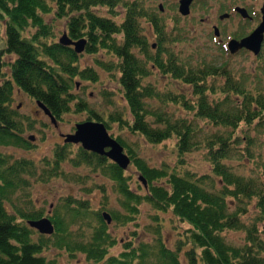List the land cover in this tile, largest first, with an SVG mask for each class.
<instances>
[{"label":"trees","instance_id":"obj_1","mask_svg":"<svg viewBox=\"0 0 264 264\" xmlns=\"http://www.w3.org/2000/svg\"><path fill=\"white\" fill-rule=\"evenodd\" d=\"M118 8L124 12L121 22L113 18L119 14ZM100 10L113 17L100 14ZM0 20L6 34V47L0 49V148H35V140L27 132L38 121L14 106L19 90L37 105L46 106L58 126L71 111L88 112L87 120L104 123L108 131L118 125L155 145L176 139L178 152L174 168L155 166L122 137H116L131 158L134 172L129 173L82 145L75 150V143L58 144L50 157L40 161L14 158L0 149V264H59L46 255L50 249L65 251L72 259L84 254L94 264H264V179L240 176L227 163L244 155L250 161L255 157L259 143L246 136L247 146L242 148V136L236 131L241 123L247 127L264 121L263 89L247 84L245 77L236 79L228 64L196 66L168 51L181 30L168 32L166 20L159 12L148 10L147 0H0ZM143 21L150 23L152 35L144 31ZM57 22L65 23L62 36L67 33L74 42L86 41L85 53L110 58L107 62L97 59L95 64L111 77L114 71L120 73L114 79L126 103L123 109L103 91L106 105L117 106L113 110L106 107L99 114L75 93L77 80L97 84L100 75L93 67L82 68V53L60 42ZM239 53L242 51L230 57ZM263 54L264 50L255 57ZM154 70L191 87L197 100L170 86L161 91L146 83ZM220 78L225 82L215 86V79ZM257 81L263 88L262 74ZM170 106L175 109L170 111ZM177 108L193 119L178 118ZM199 121L209 122L219 131L204 132ZM263 129L260 123L257 134ZM201 149L212 164V173L197 176L182 172L183 158ZM66 166L87 168L108 180L118 195V207L103 201L97 208L89 198L69 196L52 215L36 208L31 199L34 182L62 178L81 185L89 181V174L67 173ZM105 184L97 188L104 197ZM85 191L90 192L88 188ZM253 202L258 215L246 224L243 219ZM143 206L154 211L150 215L153 237L137 235L136 230L135 240L125 243L119 255L112 254L119 243L112 225L141 226L138 219ZM105 213L111 215V223ZM161 213H170L173 225H188L176 239L175 248L164 239ZM44 217L54 225L51 235L30 226V221ZM228 232H243L244 242L232 243Z\"/></svg>","mask_w":264,"mask_h":264},{"label":"rangeland","instance_id":"obj_2","mask_svg":"<svg viewBox=\"0 0 264 264\" xmlns=\"http://www.w3.org/2000/svg\"><path fill=\"white\" fill-rule=\"evenodd\" d=\"M180 1L181 0H147L148 10L159 12L160 16L166 20L168 26V32L175 34L176 28H180L181 35L177 38L176 43L174 41L170 43L168 51H171L179 58L185 59L187 62H192L193 65L199 66L202 64L222 66L228 64L229 70H231L236 79L243 78L246 83L254 87L255 89H263L260 83L257 81L260 79V75L264 76V54L262 57L256 58L250 51L242 50V53L231 55L223 50V46H226L233 38L238 39L240 35H248L252 32L261 21V8L264 5V0H196L191 6V13L188 16H183L180 13ZM245 7L253 16V20L243 19L237 11H234L235 7ZM160 11H159V10ZM119 12L117 17H113L106 10H100L99 13L105 16L113 17L117 22L123 20L124 12L123 8H118ZM230 14V16L221 19L222 16ZM49 20V19H48ZM144 31L152 35V31L148 21L142 22ZM58 29L56 30L58 39L62 37L65 31V23L57 22ZM217 26L220 29V36L218 38L214 35V27ZM4 23L0 20V49L6 47V34L4 29ZM62 32V33H61ZM155 41V37L151 38V42ZM109 61L110 58L107 55L100 53L99 55L92 56L85 53L81 55L80 65L82 68L93 67L100 75V82L97 84L77 80V88L75 93L86 101L90 109L102 114L106 111V107L110 110L114 109V106L106 105V100L102 97V92L110 93L109 98L116 103H119L121 109L124 108L125 102L122 99L121 87L114 76L119 75L118 71L113 72V77L109 73L102 70L101 67L95 64L96 60ZM9 60V58H7ZM247 77L249 80L247 81ZM119 78V77H118ZM146 83L155 85L159 90L164 91L170 86L177 93L186 94V96L196 101L197 97L194 96L191 87H187L178 81L171 80L168 77L162 76L158 70H154L152 75L148 79H145ZM214 80L211 79L213 85ZM225 80L215 79V86L220 87ZM210 99L213 96L209 95ZM153 104H155L153 102ZM14 106L17 107L21 114L26 116H32L38 121V125L32 131H28L27 135H35V148L31 151H26L17 148H0L3 152L12 155L14 158H30L35 161H40L46 157H50L53 150L58 144H63L65 139L63 135L73 134L76 130V124L86 122L89 118L88 112L75 113L71 111L68 114L63 115L62 121L59 126L56 127L52 124L51 120L44 114L42 109L24 92L16 90ZM175 106H170L169 110L172 111ZM177 117H188L193 119L192 115L184 111L182 108H177ZM264 121H256L252 126H245L244 123L240 124V128L236 131L240 139L242 148L247 146V137L255 139L259 146L255 150V157L250 161L248 157L240 156L227 162L232 166L233 171L246 178H260L264 179V129L256 132V127ZM200 127L204 132H217L219 129L209 122L199 121ZM109 133L114 137H122L127 144L140 156L146 159L151 165L155 166H168L174 168L177 164V151L175 150L176 139L166 140L162 144L155 145L147 142L139 134H133L128 130H121L118 125H113V130H109ZM133 134V135H132ZM81 145H74L73 148L78 150ZM242 150L238 149V152ZM126 154L128 152L124 150ZM204 150H196L190 154H187L183 160L182 172L190 171L197 176H203L211 174L213 167L209 159L205 155ZM129 156V155H128ZM179 162V160H178ZM87 168L75 169L70 166L65 167V171L72 173L89 174L90 179L85 184H78L71 180L62 178H53L49 182H34L31 191V199L35 204V207L44 211L47 215L54 214L55 208L64 202L69 196H73L76 199H91L95 207L99 208L102 202H109V207H118V195L113 189V184L103 178L100 174H95L87 171ZM129 173L134 172L132 163L129 167ZM106 183L104 188L106 190V196L98 188V185ZM88 188L90 192L85 191ZM153 210L148 206L142 207V213L138 220H141V226L136 227V224H130L128 226H122L114 224L112 225V232L118 239V245L112 250V254L119 255L124 250V244L130 240H135L133 233L137 235H145L146 238L151 239L150 226L154 223L150 219V215L153 214ZM258 210L255 203L249 208L248 215L243 219L246 224H250L257 217ZM161 219L163 220V234L167 245L170 248H175L176 239L187 228V224L181 223L173 225L171 223L170 213H161ZM264 230V228H263ZM49 235V234H47ZM51 235V234H50ZM228 239L234 244H241L244 242L245 234L243 232H228ZM37 237V236H35ZM60 254V255H58ZM46 255L50 258H56L59 264H94L89 262L84 254H79L74 259L70 258L65 251L50 249ZM105 264V263H100ZM183 264H187L183 262Z\"/></svg>","mask_w":264,"mask_h":264},{"label":"water","instance_id":"obj_3","mask_svg":"<svg viewBox=\"0 0 264 264\" xmlns=\"http://www.w3.org/2000/svg\"><path fill=\"white\" fill-rule=\"evenodd\" d=\"M195 0H181L180 1V13L183 16H188L191 13V6ZM236 11L241 13L244 18H249V12L246 8H237ZM262 22L248 37L242 40H232L229 43V48L232 53L237 52L242 48H247L253 51L255 54H259L262 50L264 42V6L262 8ZM224 15L221 19L228 17ZM215 32L219 35V29L215 27ZM60 42L65 45H72L75 47L77 53H83L85 51L86 41L81 40L74 42L70 40L67 33L60 38ZM38 106L45 112L52 122L58 126L56 118L52 115L50 110L46 108L42 103L38 102ZM66 143L81 144L85 150L95 152L102 156H107L112 161L117 163L122 169L128 170L131 165V158L124 152V147L113 138L108 132L104 123L97 121H86L76 124V130L73 134L63 135ZM31 140H35V136H31ZM108 149V150H107ZM104 218L108 223L112 222L110 214L105 213ZM30 226L35 228L42 234H53L55 231L54 225L50 218L44 217L40 220L30 221Z\"/></svg>","mask_w":264,"mask_h":264},{"label":"flooded vegetation","instance_id":"obj_4","mask_svg":"<svg viewBox=\"0 0 264 264\" xmlns=\"http://www.w3.org/2000/svg\"><path fill=\"white\" fill-rule=\"evenodd\" d=\"M240 37L238 38V39H241V38H243V37H245L244 35H239ZM64 139H65V137H63ZM65 142V141H64ZM70 144H72V143H70ZM76 145H79V144H76Z\"/></svg>","mask_w":264,"mask_h":264}]
</instances>
